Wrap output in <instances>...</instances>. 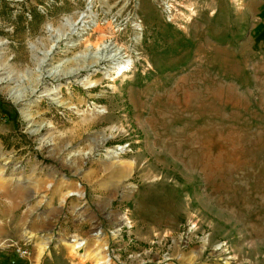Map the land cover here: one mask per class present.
<instances>
[{
	"label": "rangeland",
	"instance_id": "rangeland-1",
	"mask_svg": "<svg viewBox=\"0 0 264 264\" xmlns=\"http://www.w3.org/2000/svg\"><path fill=\"white\" fill-rule=\"evenodd\" d=\"M97 232L264 264V0H0V264H97Z\"/></svg>",
	"mask_w": 264,
	"mask_h": 264
},
{
	"label": "bare ground",
	"instance_id": "bare-ground-1",
	"mask_svg": "<svg viewBox=\"0 0 264 264\" xmlns=\"http://www.w3.org/2000/svg\"><path fill=\"white\" fill-rule=\"evenodd\" d=\"M65 38V32L62 31V30H58L57 31V34L55 35V42H58L59 40H62ZM71 45V44H69ZM113 56L117 55V52H115L114 54H112ZM103 57H98V59H101L102 60ZM125 68V65H121V64H118V73L119 72H122ZM78 71V68L75 70V71H72L73 74H76ZM65 76H67V72H64L63 73ZM46 76H51V77H57L59 76V73H56V71H51L49 70L48 73L46 74ZM84 84L85 87L87 86H91V82L89 80H84L82 82ZM45 95H48V94H45ZM22 97V95H21ZM18 98L19 97H16L15 101H18ZM51 100H53L54 102H56L57 104H63V101L60 100L57 96L51 98ZM119 150V149H118ZM78 193V191L76 190H72V191H68L67 193H65L63 196H62V200L64 201L65 197L69 194H72V193ZM95 237L97 238L96 239V244L93 245L92 248H90V253H92V257L93 259L97 262V264H113V262L111 261V259H106L107 258V246L105 243L102 242V235L97 232L94 234ZM69 242L72 244L73 247L75 248H78V247H87V243L86 241L84 240H81L80 238H72L69 240ZM188 262H191V260H188Z\"/></svg>",
	"mask_w": 264,
	"mask_h": 264
},
{
	"label": "trees",
	"instance_id": "trees-1",
	"mask_svg": "<svg viewBox=\"0 0 264 264\" xmlns=\"http://www.w3.org/2000/svg\"><path fill=\"white\" fill-rule=\"evenodd\" d=\"M31 15H32V17L34 16V13L31 11Z\"/></svg>",
	"mask_w": 264,
	"mask_h": 264
}]
</instances>
